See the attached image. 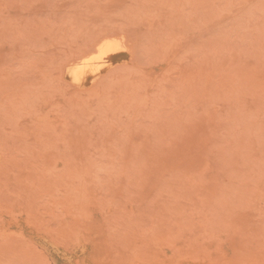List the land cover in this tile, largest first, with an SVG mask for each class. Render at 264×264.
<instances>
[{
    "label": "rangeland",
    "instance_id": "374dc122",
    "mask_svg": "<svg viewBox=\"0 0 264 264\" xmlns=\"http://www.w3.org/2000/svg\"><path fill=\"white\" fill-rule=\"evenodd\" d=\"M0 264H264V0H0Z\"/></svg>",
    "mask_w": 264,
    "mask_h": 264
},
{
    "label": "bare ground",
    "instance_id": "6f19581e",
    "mask_svg": "<svg viewBox=\"0 0 264 264\" xmlns=\"http://www.w3.org/2000/svg\"><path fill=\"white\" fill-rule=\"evenodd\" d=\"M118 49H119L118 45L116 46L114 44L100 45L98 50H96L97 53L95 52L96 54L94 56L90 55L91 56L90 58L89 57H87L88 59L85 58L86 60H84L82 63H77L78 65L74 63L75 65H77L75 67L73 64V70H72L73 78H75V80L83 81V82L86 81V79L88 78L87 79L88 81L91 76L97 75L98 74L97 72L100 71L105 65L115 60L114 58L118 53ZM69 73L71 72L69 71Z\"/></svg>",
    "mask_w": 264,
    "mask_h": 264
}]
</instances>
